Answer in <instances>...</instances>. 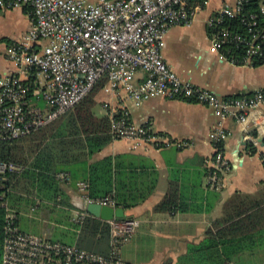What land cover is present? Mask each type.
Returning a JSON list of instances; mask_svg holds the SVG:
<instances>
[{
	"label": "built area",
	"instance_id": "obj_1",
	"mask_svg": "<svg viewBox=\"0 0 264 264\" xmlns=\"http://www.w3.org/2000/svg\"><path fill=\"white\" fill-rule=\"evenodd\" d=\"M209 1L201 0L203 6ZM247 2L233 0L231 6L220 8L206 22L209 53L234 66L252 67L264 56V0H258L254 13L245 11ZM191 3L195 4V0H0V12L26 11L31 24L29 31L9 46L6 55L19 74L0 77V140H16L53 122L105 78L134 107L160 96L210 109L217 123L209 134L214 155L206 174V188L222 191L224 177L231 170L220 147L229 136L223 123L233 118L246 124L250 112L264 107V92L221 98L181 80L165 63V37L174 27L192 25L197 11ZM232 21L237 22V29L231 26ZM229 46L241 48L243 54L231 56ZM139 71L145 77L135 84ZM121 112L118 115L110 110L114 140L141 141L155 149L170 146L148 124L137 127ZM245 139L258 146V141L249 135ZM19 170L12 164L0 163V174ZM56 178L70 183L69 174L61 173ZM76 187L86 204L115 207L112 198L91 200L87 183L78 182ZM107 223L111 255L106 258L74 245L24 234L15 226L14 217L8 215L1 264H124L119 250L133 237L136 221Z\"/></svg>",
	"mask_w": 264,
	"mask_h": 264
},
{
	"label": "crops",
	"instance_id": "obj_2",
	"mask_svg": "<svg viewBox=\"0 0 264 264\" xmlns=\"http://www.w3.org/2000/svg\"><path fill=\"white\" fill-rule=\"evenodd\" d=\"M232 4L233 0H210L199 9L189 28L174 27L168 32L162 50L165 63L181 80L208 89L221 98L245 97L264 90V65L234 66L209 53L206 22L220 8ZM30 25L26 11L0 12V77L19 74L18 67L6 55L9 46L27 33ZM144 77L145 73L139 71L135 84H140ZM20 78L23 79L21 75ZM34 78L40 80L37 75ZM95 102L104 111L98 118H110V110L124 111L133 125L148 124L170 146L155 149L141 141L111 139L100 152L68 169L70 183L60 182L59 187L70 206L44 201L34 212L27 208L19 216L20 231L75 246L74 239L79 232L76 226L90 216L85 212L86 202L76 183L84 182L91 163L111 158L117 184L126 185L122 191L134 195L154 185L144 201L123 209L125 217L136 221L133 237L119 250L124 264H194L191 252L204 242L208 233L215 235L228 226L222 223L228 214L234 217L232 222L248 215L254 223L242 226L238 237L244 238L230 248L238 254L226 264H264V218L259 219L261 210L264 215L261 143L264 107L250 112L244 125L233 118L224 121L229 136L220 147L231 170L224 177L222 191L213 192L206 188V174L214 155L209 134L217 123L210 109L160 96L134 107L121 90L113 89L108 83L97 94ZM253 132L258 146H253L257 152L251 155L245 138L252 137ZM169 185L177 195V208L156 212ZM241 211L242 215L236 216ZM105 247L110 254V237Z\"/></svg>",
	"mask_w": 264,
	"mask_h": 264
},
{
	"label": "trees",
	"instance_id": "obj_3",
	"mask_svg": "<svg viewBox=\"0 0 264 264\" xmlns=\"http://www.w3.org/2000/svg\"><path fill=\"white\" fill-rule=\"evenodd\" d=\"M247 1L245 11L254 13L257 10L258 0ZM191 5L197 12L203 7L201 0H195V4L191 3ZM231 26L238 28L237 22L234 21L231 22ZM207 33L209 34L208 29ZM228 50L234 57L242 53L241 48L235 46H229ZM263 65L264 56L255 60L252 67ZM106 84L105 78L98 81L82 101L53 122L16 140H0V163L12 164L21 169L17 172L0 174V264L4 227L8 215L14 217V224L19 229V216L27 208L30 212H34V208H41L44 201L69 207L56 176L61 173L68 174L67 171L72 165L100 152L113 139L112 136L110 137V118L108 116L98 118L93 112L95 97ZM122 113L117 111L118 115ZM251 136L256 138L254 132ZM261 143L264 147V140ZM247 149L251 155L257 152L249 142ZM113 164L111 158H105L88 166L84 180L88 185V197L91 200L112 198L115 207L124 210L144 201L153 191L154 185L145 187L146 190L143 191L138 190L137 195L122 191L126 185L117 184ZM173 191V187L169 185L167 194L155 208L156 212H168L177 208V195ZM228 215L222 220V223L228 226L215 235L208 233L204 242L191 252L190 258L194 264H226L238 254L230 248L244 238L238 237L242 233V226L247 227L248 223L254 222L248 215L242 220L232 222L234 217ZM240 215L242 211L236 216ZM261 218H264L262 210L259 219ZM127 219L130 218L125 217L123 220ZM76 227L79 229L74 239L76 247L106 258L111 255L109 249L105 247L110 237V226L107 222L87 216ZM237 230L241 232L236 234Z\"/></svg>",
	"mask_w": 264,
	"mask_h": 264
},
{
	"label": "water",
	"instance_id": "obj_4",
	"mask_svg": "<svg viewBox=\"0 0 264 264\" xmlns=\"http://www.w3.org/2000/svg\"><path fill=\"white\" fill-rule=\"evenodd\" d=\"M85 212L91 217L103 222L123 220L125 218V212L122 208L109 207L96 203L86 204Z\"/></svg>",
	"mask_w": 264,
	"mask_h": 264
},
{
	"label": "rangeland",
	"instance_id": "obj_5",
	"mask_svg": "<svg viewBox=\"0 0 264 264\" xmlns=\"http://www.w3.org/2000/svg\"><path fill=\"white\" fill-rule=\"evenodd\" d=\"M95 1H96V0H89V2H92V3H94ZM194 28H195V26H193V29H192V30H194ZM164 45H165V41H164ZM162 50H164V47H163ZM93 112H94V114H95L96 116L103 115V113H104V111H103V109L101 108V106H100L99 103L95 104V106L93 107Z\"/></svg>",
	"mask_w": 264,
	"mask_h": 264
}]
</instances>
